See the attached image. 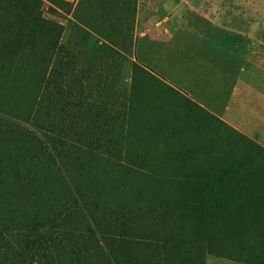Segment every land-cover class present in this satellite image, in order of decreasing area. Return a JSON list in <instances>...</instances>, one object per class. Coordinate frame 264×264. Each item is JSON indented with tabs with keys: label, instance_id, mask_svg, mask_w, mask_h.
Returning <instances> with one entry per match:
<instances>
[{
	"label": "rangeland",
	"instance_id": "1",
	"mask_svg": "<svg viewBox=\"0 0 264 264\" xmlns=\"http://www.w3.org/2000/svg\"><path fill=\"white\" fill-rule=\"evenodd\" d=\"M41 3V17L63 27L59 38L63 48L55 57L59 67L54 65L49 72L53 69L55 77L57 71L64 74L61 86L81 93L86 99L84 109L100 110L99 122L108 120L112 130L100 126L98 131L83 130L81 135L75 129L65 134L62 129L68 126L64 122H70L68 115L77 107L71 106L68 114L47 113L41 105L40 65L32 68L23 62L13 68L0 67V250L14 234L21 235L23 242L28 237L51 235L57 241L55 248L66 253L73 249L77 235L129 233L144 243L132 247V264H230L226 258L228 232L230 247L235 240L248 245V233L264 232V221L252 224L247 219L251 203L264 202V190H260L264 158L255 142L198 103L200 95L194 93V87L202 88L209 78L194 76L193 44L201 36L226 40L223 30L213 29L211 23L215 22L221 28L228 27L226 32H247L251 40L264 45V0ZM166 16L168 22L163 21ZM178 22L186 27L173 29ZM186 44L190 45L188 53H184ZM258 51L263 54L264 48ZM180 62L186 64V73L178 72ZM132 64L146 65L150 74L134 70ZM158 81L167 86L164 95ZM67 84L72 85L71 90ZM56 88L55 82L49 92L57 93ZM69 101H73L70 96ZM7 114H16L28 130H34L29 124L36 119L42 127L52 123L40 129L41 135L64 138L69 149L77 145L80 157H70L68 175L43 169L34 136L26 133L20 140ZM243 161L249 175L243 182L247 192L241 199L245 207L240 201L237 208H248L245 221L243 215L234 221L212 218L184 204L183 193L192 191L202 175L209 171L220 174ZM64 176L88 194L90 203L86 204L97 217V232L92 222H86L80 205L60 190L66 182ZM50 183L54 191L48 199ZM36 196L43 200L35 202ZM259 209L263 210L260 218L264 217L262 203ZM34 213L50 217L53 233H17L20 222H29ZM39 230L43 231L41 225ZM245 232L243 238L241 233Z\"/></svg>",
	"mask_w": 264,
	"mask_h": 264
},
{
	"label": "trees",
	"instance_id": "2",
	"mask_svg": "<svg viewBox=\"0 0 264 264\" xmlns=\"http://www.w3.org/2000/svg\"><path fill=\"white\" fill-rule=\"evenodd\" d=\"M41 5V0H0V67L4 69L13 68L23 62L32 68L40 65L43 72L42 85L44 91L41 105L47 108V113L50 114L49 110H53L54 115L59 113L63 115L68 114L71 106L77 107L75 113L68 115L71 117L70 122L68 120L64 122V125L68 126V128L62 129L65 134L66 132L72 133V130L75 129L77 134L81 135L83 130H86V132L89 129L98 131L100 126L112 130L108 120L104 119L106 123L99 122L101 118L100 110L84 109L86 99L82 98L81 93L68 92L61 86L64 82V74L56 70L58 77L54 76L55 71L53 73V69L56 68V65L59 67V62L56 63L55 57L59 56L63 48L59 46V38L63 32V27L45 21L41 17ZM46 25L51 27L50 30L45 28ZM54 65L55 68H53ZM51 68L53 69L50 73ZM132 68L136 71H144L146 75H149V71H151L146 65L140 67L132 64ZM133 81L134 77L132 76V83ZM55 82L57 83V93H50L49 88ZM159 83L163 85L162 94L164 95L166 85ZM71 86V84H67L69 90H71ZM54 89L55 87H53ZM69 96L73 101H69ZM177 96L182 98L180 95ZM88 103H91V101H88ZM195 108L199 107L196 105ZM85 118L93 121L85 122ZM6 119L9 121L10 127L17 131L20 140L26 138V133L34 136L36 148L40 152L39 158L43 163H40V165L43 166V169L52 168L68 175L66 167L68 166V160L70 157H80V149L77 145H71L72 149H69L64 138L58 139L48 134L41 135L40 129L48 128L52 126V123L47 126L46 122L42 127L39 120L36 119L29 124L34 130H28L16 114H7ZM216 121L220 122L218 119ZM13 137L10 136V138ZM257 147L260 152L263 151L259 146ZM80 161L78 159V162ZM247 172L244 161L220 174L209 171L198 178L199 183L194 185L192 191L187 190L188 192L183 193V202L186 205H193L197 211L201 210L212 218L234 221L240 215L244 217L250 210V217H247L248 222L264 221V217L260 218L263 215L261 213L263 210L259 209L261 203L264 206V202L260 200L255 205L251 203L249 207L253 208H249V210L248 208L245 210L237 208V205L240 204L241 207H245L241 199L247 192L246 187L243 186L244 180L249 176ZM64 177L66 182L60 190L80 205L86 222L89 224L92 222L95 226L92 228L94 232H97V217L89 212V204H86L90 203L88 202V194L82 190L80 184L74 183L67 176ZM185 178L188 180L189 177L184 175L183 179L185 180ZM262 185L263 188H260V190H264V184ZM51 186L50 183L46 195L48 199L51 198L54 191ZM41 198L36 196L35 202L39 199L43 200V197ZM243 221H245V217ZM40 225L43 231L39 230ZM20 226L21 229L17 233H53V224L50 223V217H42L38 213H34V216L32 215L27 223L20 222ZM241 234L245 238L246 232ZM247 235L250 239L248 245L243 240L239 245L235 240L233 242L234 246L230 247V233H227L226 258L233 259L244 256L246 261L250 259L254 260L255 263L260 261L261 264H264V255H261V252H264V232L248 233ZM11 237L5 249L0 250V264H132V247L135 244H144L137 241L129 233H86L77 235L72 243L73 249L64 253V251L60 252L61 249H58V247L55 248L57 241L51 235H39L40 239H38V236L28 237L27 242H23L19 234H14ZM60 244L61 241L58 242V245ZM91 248L97 249V252ZM141 261L144 262V259Z\"/></svg>",
	"mask_w": 264,
	"mask_h": 264
},
{
	"label": "crops",
	"instance_id": "3",
	"mask_svg": "<svg viewBox=\"0 0 264 264\" xmlns=\"http://www.w3.org/2000/svg\"><path fill=\"white\" fill-rule=\"evenodd\" d=\"M168 20L169 16H166L163 21ZM211 24L215 31L223 30L227 39L203 36L195 39L197 42L193 44L194 76L208 77L210 80L202 83L205 84L201 85L204 88L198 89L195 86L194 93L200 95L196 98L202 108L263 149L261 157L264 158V53H258V49L264 48V45L251 40L247 32L230 33L226 32L228 27L221 28L215 22ZM181 25L185 26L184 23L178 22L177 27L173 29H182L179 28ZM184 48V53H188L190 45L186 44ZM185 65L180 62L178 72H185ZM186 87L189 89V85ZM261 255H264V252H261ZM227 261L230 264H261L260 261H246L244 256L227 258Z\"/></svg>",
	"mask_w": 264,
	"mask_h": 264
}]
</instances>
